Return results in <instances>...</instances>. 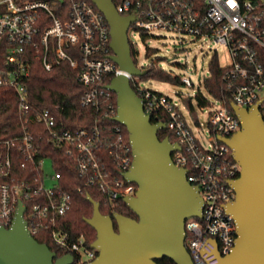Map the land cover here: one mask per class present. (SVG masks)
<instances>
[{
	"label": "built area",
	"instance_id": "2783aa9c",
	"mask_svg": "<svg viewBox=\"0 0 264 264\" xmlns=\"http://www.w3.org/2000/svg\"><path fill=\"white\" fill-rule=\"evenodd\" d=\"M113 3L120 15L136 18L128 33L132 28L165 30L206 39L228 49L232 64L223 68L222 81L231 93L232 103L246 110L259 105L264 119V0ZM111 43L110 25L93 0H0V88L16 93L21 130L15 137L0 139V226L11 229L23 205V219L34 238L49 232L54 245L78 257L80 264L97 258L98 250L87 246L85 235L72 240L60 226L72 210L73 198L61 188V174L56 172L52 159L43 156L42 144L73 159L87 184L97 187L110 205L126 204L125 199L137 197L138 185L126 177L133 166V150L121 128H115L118 141L109 146V158L116 165V170H110L102 152L105 140L97 126L68 130L57 118L60 106L32 108L27 82L33 60L41 59L47 72L66 62L78 70L77 79L87 88L81 97L83 107L101 108L102 98L111 93L107 86L115 77L124 75L152 120L163 123L158 121L162 115L169 117L166 128L175 137L170 143L180 147L172 153V160L178 168L187 170L189 183L203 201L202 216L185 223V247L194 264H218L216 251L220 257L227 256L238 238L237 223L227 206L236 199L231 181L237 180L242 170L233 150L220 138L240 133L241 121L225 100H216L213 106L209 102L210 139L206 142L189 127L177 103L140 86L138 76L120 69L112 59L115 53ZM129 44L134 50V43L129 40ZM179 79L183 85L194 86L186 76ZM108 107L111 114L106 116L115 118L117 111L112 104ZM200 127L203 128L201 124ZM15 161L23 173H16ZM47 162L53 175L46 172Z\"/></svg>",
	"mask_w": 264,
	"mask_h": 264
},
{
	"label": "water",
	"instance_id": "95a60500",
	"mask_svg": "<svg viewBox=\"0 0 264 264\" xmlns=\"http://www.w3.org/2000/svg\"><path fill=\"white\" fill-rule=\"evenodd\" d=\"M93 1L110 25L112 59L133 76L146 75V70L135 65L128 40V29L136 18L120 15L113 0ZM107 89L117 95L114 120L127 129L133 150V166L126 177L139 191L136 198L125 202L138 219L103 215L100 204L87 196L94 207L87 223L97 234L91 246L98 250L97 258L89 264H158L165 258L175 264H194L185 247V223L202 216L203 201L189 183L187 170L172 160V153L180 147L172 145L169 138L159 139V131L166 124L152 122L126 76L115 77ZM231 107L242 131L220 140L233 150L242 168L240 177L231 181L236 199L227 206L237 223L238 238L227 256L220 257L216 251L218 264H264V119L259 105L250 110L234 103ZM24 212L20 205L11 229L0 226V264H74L73 255L56 258L48 245L31 235Z\"/></svg>",
	"mask_w": 264,
	"mask_h": 264
},
{
	"label": "trees",
	"instance_id": "16d2710c",
	"mask_svg": "<svg viewBox=\"0 0 264 264\" xmlns=\"http://www.w3.org/2000/svg\"><path fill=\"white\" fill-rule=\"evenodd\" d=\"M156 53L155 49L148 48L147 55L151 56ZM135 51L132 50V57L135 58ZM210 76L205 78V90L216 100H225L229 109H232L231 93L227 90L222 81L225 70L220 66L217 58H213L210 65ZM147 73L141 79L157 80L165 83L181 84L180 76L166 71L160 66H149L145 68ZM78 70L73 69L66 62L56 66L51 72H47L42 64L41 59H35L32 63L31 76L28 80L29 101L33 109L46 110L60 106L56 115L59 122L68 130H78L80 128L93 129L95 126L101 131L102 139L105 140L104 150L107 169L116 170V165L109 158V146L115 145L118 141V135L115 134V128L119 127L125 135V141L129 142L127 129L116 122L113 116L107 117L106 114L111 111L108 105L112 104L114 111H117V95L113 92L102 98L101 108L83 107L81 97L87 90L77 79ZM104 87V86H103ZM186 107L194 113L195 103L203 108L209 105V101L198 93L194 97L183 99ZM18 97L13 90L0 88V139H8L20 134L19 116L17 112ZM169 117L163 114L158 120L168 123ZM156 123V120H152ZM123 136V135H122ZM159 139L169 138L175 140L174 134L168 128L159 131ZM44 148L43 156L50 157L54 163L56 172L61 174V188L72 195V210L60 222V226L69 233L72 240H76L80 235H85L86 244L91 248L92 243L96 240V231L87 223V219L93 216L94 207L87 199L90 196L94 201L100 204V211L103 215H109L112 218L115 214H121L126 217L138 219L131 209L123 202L116 206L110 205L97 187L89 186L87 180L81 176L77 165L73 159L68 158L61 150L54 148L49 144H42ZM108 148V149H107ZM106 149V150H105ZM15 171L20 172L17 161H15ZM115 229L117 225L115 223ZM35 239L42 244H46L57 254L56 258L63 257L68 252L54 245L51 241L49 232H44L35 236ZM74 264H80L78 257L75 258ZM158 264H175L170 259H162Z\"/></svg>",
	"mask_w": 264,
	"mask_h": 264
},
{
	"label": "rangeland",
	"instance_id": "374dc122",
	"mask_svg": "<svg viewBox=\"0 0 264 264\" xmlns=\"http://www.w3.org/2000/svg\"><path fill=\"white\" fill-rule=\"evenodd\" d=\"M128 37L131 44L134 43L133 49L136 53L134 61L138 68L160 66L175 76H186L191 79L193 87L157 80H144L140 77H137V82L140 86L160 92L177 103L189 127L198 137L208 142L210 139L208 128L210 109L208 107L201 109L195 103V112L192 113L182 99L201 93L211 103V106L215 104L216 99L205 90L204 80L210 76L209 65L213 58H217L222 68L232 64L229 50L206 39L179 35L165 30L146 32L132 28ZM148 48L155 49L156 53L148 56ZM121 132L125 140V135L122 130ZM46 172L53 175L49 162L46 163Z\"/></svg>",
	"mask_w": 264,
	"mask_h": 264
}]
</instances>
